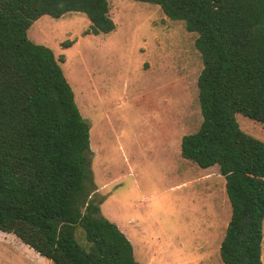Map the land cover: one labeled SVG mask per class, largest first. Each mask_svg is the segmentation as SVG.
I'll return each mask as SVG.
<instances>
[{
    "label": "trees",
    "instance_id": "trees-1",
    "mask_svg": "<svg viewBox=\"0 0 264 264\" xmlns=\"http://www.w3.org/2000/svg\"><path fill=\"white\" fill-rule=\"evenodd\" d=\"M196 32L203 69L197 131L181 155L219 166L231 218L224 264H264V140L236 114L264 124V0H140ZM85 13L87 33L115 29L108 0H0V231L53 264H141L126 234L101 212L91 170L90 125L54 50L32 41L43 15ZM66 47L72 41L64 43ZM81 226L88 247L76 238Z\"/></svg>",
    "mask_w": 264,
    "mask_h": 264
},
{
    "label": "rangeland",
    "instance_id": "rangeland-1",
    "mask_svg": "<svg viewBox=\"0 0 264 264\" xmlns=\"http://www.w3.org/2000/svg\"><path fill=\"white\" fill-rule=\"evenodd\" d=\"M108 2L116 25L108 34L87 33L91 21L81 12L43 15L28 30L32 41L64 56L63 71L90 125L101 212L126 229L141 264H224L220 244L231 214L225 178L178 186L209 170L181 155L183 135L197 131L203 120L197 33L154 3ZM67 41L72 45L66 47ZM236 118L245 132L264 140V124L242 113ZM206 185L214 187L212 193L204 191ZM206 203L217 218L200 215ZM208 220L214 223L201 224ZM2 233L0 264H53L14 234ZM76 238L89 246L81 226Z\"/></svg>",
    "mask_w": 264,
    "mask_h": 264
},
{
    "label": "crops",
    "instance_id": "crops-1",
    "mask_svg": "<svg viewBox=\"0 0 264 264\" xmlns=\"http://www.w3.org/2000/svg\"><path fill=\"white\" fill-rule=\"evenodd\" d=\"M212 167V166H211ZM209 170H206L204 173H202L201 175L199 174L196 178H192L190 180H183L180 182V184L178 186H180V188H184L186 186H188L189 183H197V182H201V181H206L208 179H210L211 177L213 176H216V177H224L221 175V173L219 172V166L217 168V170H213V169H210V167H208ZM208 168H204V169H208ZM225 178V177H224ZM204 191L205 192H208L210 191V193H212V190L214 189L213 186H208L206 185L204 188ZM229 199V198H228ZM231 205V204H230ZM209 207V208H208ZM204 209H201L203 210L200 215L205 217V219H213V218H217L220 214L217 212L216 208L213 206V204H211L210 206H208V204H204L203 206ZM208 208V209H207ZM231 213H232V210H231ZM227 217H225L227 219V224L229 223L230 221V218H231V214H226ZM209 222H203L201 224H213L214 222L212 220H208ZM120 227V229L126 234V236H128V233L126 231V229L124 230L120 225H118ZM2 232H0L1 234ZM6 233V232H5ZM11 234V233H9ZM2 235H5L4 233H2ZM6 238V237H5ZM129 238V237H128ZM130 239V238H129ZM28 246V245H27ZM149 264V263H147Z\"/></svg>",
    "mask_w": 264,
    "mask_h": 264
}]
</instances>
